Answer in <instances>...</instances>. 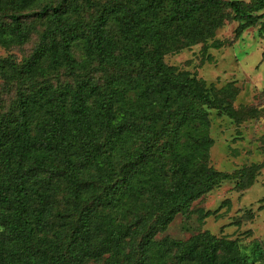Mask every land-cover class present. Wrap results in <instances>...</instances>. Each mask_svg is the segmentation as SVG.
<instances>
[{"label":"trees","instance_id":"1","mask_svg":"<svg viewBox=\"0 0 264 264\" xmlns=\"http://www.w3.org/2000/svg\"><path fill=\"white\" fill-rule=\"evenodd\" d=\"M84 1L99 10L86 27L61 4L0 0L9 19H0L2 45L25 43L27 21L47 20L30 57H0V77L18 85L0 112V264H250L239 239L209 230L156 238L224 180L244 187L261 168L230 174L208 164L209 109L234 118L236 91L168 65L164 54L213 36L230 17L225 7L240 22L236 38L253 26L264 35V0ZM96 63L125 72L99 83ZM63 68L79 77L74 85L39 79ZM252 251L264 260L260 241Z\"/></svg>","mask_w":264,"mask_h":264},{"label":"rangeland","instance_id":"2","mask_svg":"<svg viewBox=\"0 0 264 264\" xmlns=\"http://www.w3.org/2000/svg\"><path fill=\"white\" fill-rule=\"evenodd\" d=\"M95 1L111 7L114 3L125 0ZM44 2L68 8L72 12L71 18L81 19L84 27L93 23L99 12L96 8L87 7L84 0H40V5L38 3L33 9L39 8ZM6 11L12 12L4 10ZM222 11L229 13L230 17H227L229 19L224 21L213 36L192 44L184 41L180 48L172 44L173 47L164 54V61L180 70L191 72L208 85L219 89L230 86L236 91L232 101L236 110L234 118L217 108L209 109L213 144L209 150L208 164L230 174L254 163L260 164L261 168L254 172L253 182L244 187L242 184L245 181L240 185L239 177L224 180L195 200L189 214H178L168 229L159 233L156 238L187 240L197 233L209 230L220 237L239 239L252 257L250 264H264V260L257 259L252 251L257 241L264 247V35L257 26H253L236 38L235 30L240 22L234 19L230 8L225 7ZM0 19L5 23L9 22L7 14L2 10ZM27 23L32 25L29 40L21 45L0 44V57L12 55L21 63L32 55L42 31L47 27V20L30 19ZM109 31L118 37L113 22L109 24ZM123 45L119 41L120 49ZM73 52L79 62L85 58L81 43L74 46ZM95 65L98 70L92 75L99 83H103L107 75L125 72L118 66L108 65L104 68L102 64ZM76 71L87 74V69L77 68ZM78 78L76 74L68 73L66 68L48 70L39 77L55 87L74 85ZM17 87L11 80L0 77V112L7 111L12 105Z\"/></svg>","mask_w":264,"mask_h":264}]
</instances>
